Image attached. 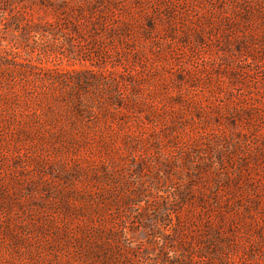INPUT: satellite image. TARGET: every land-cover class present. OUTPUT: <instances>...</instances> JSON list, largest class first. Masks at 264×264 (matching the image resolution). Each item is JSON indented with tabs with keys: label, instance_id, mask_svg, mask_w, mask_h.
Wrapping results in <instances>:
<instances>
[{
	"label": "rangeland",
	"instance_id": "rangeland-1",
	"mask_svg": "<svg viewBox=\"0 0 264 264\" xmlns=\"http://www.w3.org/2000/svg\"><path fill=\"white\" fill-rule=\"evenodd\" d=\"M0 264H264V0H0Z\"/></svg>",
	"mask_w": 264,
	"mask_h": 264
}]
</instances>
